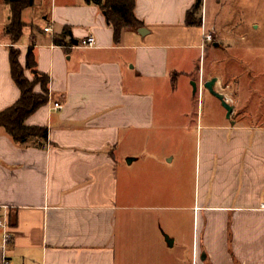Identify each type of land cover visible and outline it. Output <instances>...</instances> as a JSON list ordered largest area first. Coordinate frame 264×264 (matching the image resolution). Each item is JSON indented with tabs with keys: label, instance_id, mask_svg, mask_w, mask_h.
Instances as JSON below:
<instances>
[{
	"label": "crops",
	"instance_id": "0c3cea01",
	"mask_svg": "<svg viewBox=\"0 0 264 264\" xmlns=\"http://www.w3.org/2000/svg\"><path fill=\"white\" fill-rule=\"evenodd\" d=\"M224 1L203 0V27L195 28L186 17L198 0H136L144 28L125 32L118 45L105 14L85 0H46L47 10L27 23L35 3L23 14L18 46L6 37L9 12L0 27V113L21 98L10 49L21 52L24 68L34 49L51 82L49 105L27 123L49 129L42 148L17 145L0 130V218L8 217L14 237L11 264H264V125L244 122L238 77L223 71L225 46L204 14ZM205 34L214 37L212 48ZM90 37L96 46L79 49ZM204 47L214 61L195 72ZM180 75L200 79L193 99L218 80L216 92L234 108L229 120L213 98L228 124H205L198 111L201 157L191 200L181 189L184 170L178 175L169 159L142 162L129 151L147 150L150 132L192 123L195 113L159 106L174 98ZM119 148L131 165L123 166Z\"/></svg>",
	"mask_w": 264,
	"mask_h": 264
},
{
	"label": "rangeland",
	"instance_id": "374dc122",
	"mask_svg": "<svg viewBox=\"0 0 264 264\" xmlns=\"http://www.w3.org/2000/svg\"><path fill=\"white\" fill-rule=\"evenodd\" d=\"M45 2L46 0H36L37 10L26 12L27 23L34 22L43 11L47 10ZM5 9L0 8V27L4 25L5 17H9L10 9L8 7ZM204 14L206 16L208 14V29L213 25L219 41L221 39L225 46L221 55L223 71L238 77L241 105L248 116L244 122L264 125V0H225L222 5L210 6L208 12L205 10ZM212 46L211 44L210 47ZM207 49L204 47L202 53L196 54L195 72L200 68L204 69L205 63L207 68H210L211 62L214 61H210L206 53ZM176 78L178 85L174 98L169 101L161 99L159 106L161 109L173 112L189 110L191 115L195 113V117H190L192 123H187L188 118L179 119L178 132L163 130L150 132L147 134V150L130 148L129 151L132 152L133 157H138L142 162L156 157L169 159L168 162H172L171 169L178 175L184 170L185 185L181 189H185L188 199L191 200L195 192L196 160L201 157V135L194 126L198 111L200 110L201 117L203 113L205 124L209 122L228 124V122L223 118L225 114L220 103L213 99L209 92L201 97V93L205 91L203 86L200 88V95L193 99L190 96L194 94L192 80L181 75ZM29 79L33 81L34 78L31 75ZM199 80V78L195 79L197 86ZM121 148L118 149V155L125 167L130 159L125 158V149ZM150 178L156 179L154 176Z\"/></svg>",
	"mask_w": 264,
	"mask_h": 264
},
{
	"label": "trees",
	"instance_id": "16d2710c",
	"mask_svg": "<svg viewBox=\"0 0 264 264\" xmlns=\"http://www.w3.org/2000/svg\"><path fill=\"white\" fill-rule=\"evenodd\" d=\"M88 5L99 7L105 14L109 27L113 29L114 40L118 45L122 41L123 34L127 31H138L144 28L135 14L136 0H85ZM36 0H7L10 8V24L6 29L13 46H18L24 36L26 26L23 22V14L35 7ZM203 0L188 12L186 26L202 28ZM70 29H66L62 39L68 38ZM57 46L62 43L57 41ZM21 52L15 48L10 49L11 76L21 92V98L17 104L0 113V130H5L7 135L17 145H33L42 148L49 141V129L43 127H29L28 121L40 110L47 107L50 102V77L38 71L34 49H30L27 55V63L24 68L20 62ZM30 72L34 78L31 81L27 77Z\"/></svg>",
	"mask_w": 264,
	"mask_h": 264
},
{
	"label": "built area",
	"instance_id": "2783aa9c",
	"mask_svg": "<svg viewBox=\"0 0 264 264\" xmlns=\"http://www.w3.org/2000/svg\"><path fill=\"white\" fill-rule=\"evenodd\" d=\"M44 31L46 34L53 33L51 27L46 28ZM214 41L215 39L212 35H204V46H206L207 44H212L214 43ZM95 46L96 39L94 37H90L80 42L79 49H93ZM225 100L230 105V101L226 97ZM54 108L56 111H63V107L61 105L56 104ZM260 210L264 213V203L261 205ZM0 231L2 232V240L0 241V252L2 254V261L0 264H11L10 258L8 256V250L14 240V237L11 232L9 219L7 216L0 218Z\"/></svg>",
	"mask_w": 264,
	"mask_h": 264
},
{
	"label": "water",
	"instance_id": "95a60500",
	"mask_svg": "<svg viewBox=\"0 0 264 264\" xmlns=\"http://www.w3.org/2000/svg\"><path fill=\"white\" fill-rule=\"evenodd\" d=\"M218 80H212L211 82L207 83L205 85V89L206 91H208L211 96H213L214 98H216L217 100H219L223 106V108L227 111V118L230 120L233 113H234V108L232 106H230L226 100L225 97L223 95H221L220 93L216 92L215 88L217 86ZM193 88H194V94L196 95L198 92V88L196 84H193ZM133 163V160H129L128 164L131 165ZM167 241H169L167 239Z\"/></svg>",
	"mask_w": 264,
	"mask_h": 264
}]
</instances>
